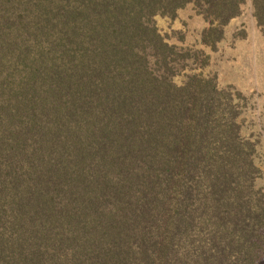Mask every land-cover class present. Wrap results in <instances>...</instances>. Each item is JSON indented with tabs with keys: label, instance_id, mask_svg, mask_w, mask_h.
<instances>
[{
	"label": "trees",
	"instance_id": "trees-1",
	"mask_svg": "<svg viewBox=\"0 0 264 264\" xmlns=\"http://www.w3.org/2000/svg\"><path fill=\"white\" fill-rule=\"evenodd\" d=\"M0 264H264V0H0Z\"/></svg>",
	"mask_w": 264,
	"mask_h": 264
},
{
	"label": "rangeland",
	"instance_id": "rangeland-1",
	"mask_svg": "<svg viewBox=\"0 0 264 264\" xmlns=\"http://www.w3.org/2000/svg\"><path fill=\"white\" fill-rule=\"evenodd\" d=\"M156 25L159 27V29L162 32H167V33L169 31H165V30H168L170 28H173V30L175 31L178 29L186 28L188 26L196 28V29L200 28L199 26L200 23L191 17V13H189V10L187 9H183L179 11L175 19H172V20H170L169 18H156ZM175 36L176 34L173 37H171L172 38L171 41L177 42V39Z\"/></svg>",
	"mask_w": 264,
	"mask_h": 264
}]
</instances>
